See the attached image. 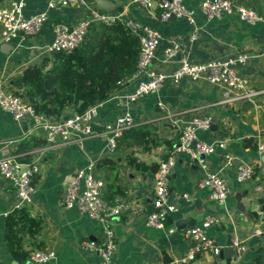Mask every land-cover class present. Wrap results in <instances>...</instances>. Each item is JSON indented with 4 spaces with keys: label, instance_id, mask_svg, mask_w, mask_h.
I'll return each mask as SVG.
<instances>
[{
    "label": "crops",
    "instance_id": "obj_1",
    "mask_svg": "<svg viewBox=\"0 0 264 264\" xmlns=\"http://www.w3.org/2000/svg\"><path fill=\"white\" fill-rule=\"evenodd\" d=\"M8 0H3L6 2ZM11 1V0H9ZM24 3L23 15L29 17L46 12L47 21L38 36L18 39L10 43L13 49L9 54L0 50V88L15 92L18 89L14 80L29 66H41L46 57L39 54V48L52 41V26L56 23L74 24L83 19L92 8H98L94 0H69V5L54 10L47 9V0H16ZM119 7L115 11L126 20H131L155 30L161 37L152 64L161 65L163 48L173 36H188L197 29V40L191 45L190 59L193 63L226 57L235 52H246L251 59L243 66H237L241 77L248 86L259 94L251 100L233 104H219L223 88L208 84L205 80L191 81L182 79L177 84L166 81L161 90L148 95L127 106L120 98L130 94L136 83L112 91L108 98L100 103L98 115L93 120V129L99 130L104 124L114 122L124 112H129L139 130L151 132L155 142L132 144L129 138H123L112 154L106 149L103 138H87L80 143L68 146L33 147L30 140L39 134L23 132L19 123L0 108V159L2 152L9 153L20 162H37L35 175V193L30 209L34 218L42 221V239L45 249L55 253L52 264H98L100 258L88 250L84 243L100 242V224L78 213L63 208L62 194L67 188L71 176L95 162L101 157H109L116 162L124 196L116 195L111 202L124 205L118 218L111 219L109 225L114 231L117 250L113 264H176L190 249L188 240L179 231L168 234L149 228L145 224L146 216L152 211L151 199L154 174L150 168L158 166L178 144L180 127L192 117H210L211 127L198 130L200 141L212 143L226 140L228 149L217 148L207 157L210 170L217 171L230 186V193L224 204L215 203L210 198L209 189H199L200 170L189 163L186 156H176V164L170 175L171 202L177 211L169 216L167 224L178 220L194 218L200 226L207 216H215L218 222L207 230L221 250L228 251L226 259L202 253L188 264H264V154L257 149L244 146V141L254 139L264 144V22L248 26L240 21L236 14L227 15L220 20H207L199 11L202 0H183L184 5L195 10V24L175 19L162 22L158 20L159 11H146L131 4V0H108ZM259 13L264 19V0H235ZM1 41V36H0ZM3 43H0V46ZM43 66V65H42ZM171 66V65H170ZM167 66V67H170ZM166 68V67H165ZM159 104L164 106L161 110ZM72 106L62 115L74 113ZM166 114L171 116L167 119ZM129 155L139 162H128ZM225 155L231 157L225 160ZM241 162L254 166V175L249 183L237 185L234 174ZM97 176L106 182L109 178L104 169L96 167ZM11 184L0 175V264H21L15 261L4 239L6 216L17 203ZM184 196H186L184 198ZM108 200V199H107ZM236 237L246 247L242 256L235 260L231 240Z\"/></svg>",
    "mask_w": 264,
    "mask_h": 264
},
{
    "label": "built area",
    "instance_id": "obj_2",
    "mask_svg": "<svg viewBox=\"0 0 264 264\" xmlns=\"http://www.w3.org/2000/svg\"><path fill=\"white\" fill-rule=\"evenodd\" d=\"M131 4L148 12L158 9V20L162 22H167L174 17V20H185L189 24H195V10L187 8L183 0H131ZM68 5L69 0H47L46 4L48 10ZM23 8L22 1H0V43H10L14 39L24 41L42 32L48 18L47 13L41 12L25 17L22 13ZM199 11L207 20H220L227 15L236 14L238 19L248 26L264 22L259 13L238 5L235 0H202ZM117 22L122 23L139 42L135 71L118 83L120 89L133 82L136 83L130 94L120 98L125 105L130 106L145 96L157 94L166 81L177 84L184 78L193 82L203 79L210 85L221 86L223 90L219 104L251 100L259 94L248 86L246 79L237 71V66H243L251 59L248 53L235 52L223 58L193 63L190 59V48L197 40L195 28L188 36L177 35L166 41L160 66L165 68L171 65L173 69L169 76H165L152 64L161 40L160 35L148 26L124 19L120 13L99 8L90 9L83 19L74 24L56 23L52 26V41L39 48V54L48 59L44 67L49 69L56 55L70 53L77 49L84 41L89 27H110ZM99 106L100 103L91 106L81 114L74 112L68 116L46 117L34 112L23 91L13 92L0 88V108L16 122L27 120L30 123L27 133H38L45 140L46 147L56 148L80 143L87 138H103L107 151L113 154L117 149V141L124 131L139 125L135 123L129 112H124L114 122L104 124L99 130H95L92 123L98 115ZM159 107L165 110L161 104ZM166 117L171 119L168 114ZM211 124L210 117H192L186 121L179 129L176 148L159 163L154 173L152 211L146 216L145 224L149 228L168 234L179 231L182 237L188 240L190 249L187 254L174 262L176 264L193 262L196 256L202 253L217 258L221 252V247L207 234V230L218 222L215 216L205 217L200 226L195 225L182 230L167 224L169 216L177 211V206L171 202L170 175L176 164V156L179 154L186 156L189 163L199 168L200 179L197 187L209 189L211 200L224 204L229 196L230 186L219 172L210 170L207 162V157L214 154L217 148L228 149V142L218 140L206 143L200 141L196 134L198 130H208ZM257 152L260 155L264 154L263 143L257 145ZM225 160L230 161L231 157L225 155ZM96 167L95 162H89L76 172L74 181L67 185V195L63 199L62 206L68 210H76L100 224V242L90 241L84 243V246L98 255L100 258L98 264H113L117 244L109 221L118 218L125 207L122 203L111 202L104 198L106 182L97 176ZM37 171V162H20L8 150L2 152L0 175L11 184L14 190L13 196L17 201L15 207L31 205ZM253 175L254 166L251 163L241 162L236 168L234 181L242 186L249 183ZM255 191L262 192L264 188L257 186ZM230 247L235 260H238L246 250L236 237L231 240ZM54 259L53 251L37 250L23 264H52Z\"/></svg>",
    "mask_w": 264,
    "mask_h": 264
},
{
    "label": "trees",
    "instance_id": "obj_3",
    "mask_svg": "<svg viewBox=\"0 0 264 264\" xmlns=\"http://www.w3.org/2000/svg\"><path fill=\"white\" fill-rule=\"evenodd\" d=\"M138 55V39L122 23L117 22L110 27L91 26L77 49L56 55L49 69L44 67L47 61L43 66L26 67L14 80V85L25 93L37 115L59 117L69 106L81 114L105 101L112 91L120 89L118 83L135 71ZM123 138H129L132 144L160 145L151 137V132L138 127L125 130L117 141V148ZM30 140L34 148L46 145L41 136H33ZM244 146L257 149V142L248 139ZM27 162H31L30 159ZM115 162L112 158L101 157L96 163L109 178L107 191H104V198L108 200L125 194ZM128 162L139 161L129 155ZM157 169L155 166L150 171L154 174ZM4 239L12 258L21 264L33 252L45 249L42 221L32 217L27 207H16L6 216Z\"/></svg>",
    "mask_w": 264,
    "mask_h": 264
},
{
    "label": "water",
    "instance_id": "obj_4",
    "mask_svg": "<svg viewBox=\"0 0 264 264\" xmlns=\"http://www.w3.org/2000/svg\"><path fill=\"white\" fill-rule=\"evenodd\" d=\"M94 4L99 8L102 9L104 11H108V12H114L118 9V5L117 4H113L112 2L108 1V0H94ZM174 17H171L168 21H173ZM13 49V45L11 43H3L0 46V50L1 52L5 53V54H9ZM173 67H162L159 66L157 67V71L162 73L165 76H169L171 71H172ZM19 126L21 128V130L25 133L27 132V130L29 129L30 123L27 120H20L19 122ZM72 181H67V184H70L71 182L74 181L75 177L71 176ZM67 195V190H65L62 194V197L65 198V196ZM195 222L196 220L194 218H188L186 220H178L175 224V228L177 230H182L185 229L186 227H192L195 226ZM227 253H229L228 251H224L221 250L220 254H219V258L221 260L224 261V259H226ZM27 264H31V263H27Z\"/></svg>",
    "mask_w": 264,
    "mask_h": 264
}]
</instances>
